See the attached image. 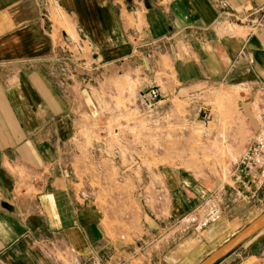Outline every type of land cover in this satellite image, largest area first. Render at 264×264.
Here are the masks:
<instances>
[{
  "label": "crops",
  "instance_id": "1",
  "mask_svg": "<svg viewBox=\"0 0 264 264\" xmlns=\"http://www.w3.org/2000/svg\"><path fill=\"white\" fill-rule=\"evenodd\" d=\"M46 1L0 0V264H65L72 257L81 264L200 263L243 209L262 202L261 170L251 174L258 184L231 181L219 191L230 203L202 230L206 236L171 238L203 213V200L179 176L124 163L119 147L110 150L108 89L119 80L136 81L137 93L154 87L155 70L132 63L157 56L174 61L161 98L226 83L249 91L242 105L251 109L264 90V29L247 23L264 11V0H54L72 21L83 57L103 63L96 68L103 85L73 75L58 85L59 48L74 59L75 46L65 49L57 29H47ZM48 14L72 31L66 17L52 8ZM105 154L119 161L100 163ZM242 248L217 264H264V249Z\"/></svg>",
  "mask_w": 264,
  "mask_h": 264
},
{
  "label": "rangeland",
  "instance_id": "2",
  "mask_svg": "<svg viewBox=\"0 0 264 264\" xmlns=\"http://www.w3.org/2000/svg\"><path fill=\"white\" fill-rule=\"evenodd\" d=\"M46 3L47 5L50 4V7L45 5L43 10L47 29H57L60 39H63L66 44L63 46L65 49L66 46L72 49L75 46L74 59L66 58L67 50L61 52V48H59L60 56L63 57L57 68V73H59L58 85L71 80L68 79V76L71 75H73L74 81L78 83L88 82V78L91 76L96 80L92 83L100 82L103 85L102 79H96L101 70L96 68L103 63L98 59L83 57V50L81 51L77 45L78 39L70 18L63 13L54 0H47ZM124 4L129 6L127 0H124ZM51 8L57 13L59 19L62 20L63 17H66L64 21L67 20L72 31H69L65 26L52 23L53 21L51 22L50 19L47 20L50 18L48 13ZM233 27L238 28L236 25ZM247 29L251 28L247 27ZM80 46L82 45L80 44ZM84 52L89 53L86 46ZM173 63V59H158L157 56L133 59L132 64L135 66L142 65L150 73L151 70H155L154 86L157 85L160 97L150 115L144 114L139 106L140 93L136 91L138 86L136 81L119 80L112 82V86L108 89L114 110L109 111L112 115L111 122L107 125L111 135L109 146L111 147L110 150L115 147L122 150V162L137 161L147 168H164L171 177L177 175L183 179L187 188L192 193L199 195L203 200L201 204L203 213L196 217L199 219L190 217L186 220L183 228L172 231L171 234V238H178L184 234H194L191 236L198 238L201 235L206 236L202 230L206 229L209 222L212 221L211 217H217L223 212V208L230 203L228 196L222 195L219 191L226 192L229 189L228 184L231 183L234 163L245 149L254 142L259 126L264 120V90L250 100L251 109L246 108V110L242 104L245 94L249 91L226 83L217 84L214 82L208 88L188 96L180 97L174 93L169 97L161 98V94L165 93L168 88L165 81L169 78L168 73L172 71ZM85 67L87 69L91 67V71L87 72ZM105 108L106 105L103 110H106ZM202 111L209 112L211 117L203 120ZM245 114L249 116L247 117L248 121L243 117ZM115 130L116 132L118 130V133L114 134ZM98 160L100 163H105L108 160L119 161L118 157H113L111 154L102 155ZM156 182L162 187L164 186V181L159 175L156 176ZM257 195L261 197L262 202H255V207H251L250 210L243 209L244 211L240 212L242 214L241 221L235 226V229L212 242L211 248L207 249L208 253L222 246L231 239L233 234L243 229L264 212V180ZM133 206V202L124 205L123 214L131 210ZM245 244L248 245L247 250L251 253H258L263 250L264 229ZM245 244L239 246L235 253L241 255L242 247ZM70 263L69 261L65 264Z\"/></svg>",
  "mask_w": 264,
  "mask_h": 264
},
{
  "label": "built area",
  "instance_id": "3",
  "mask_svg": "<svg viewBox=\"0 0 264 264\" xmlns=\"http://www.w3.org/2000/svg\"><path fill=\"white\" fill-rule=\"evenodd\" d=\"M163 0H159V2H162ZM165 1V0H164ZM217 6L222 9L226 10L228 9V6L224 2H219ZM256 14L259 13V17L250 20L249 23H247L248 26H250L253 29L262 28L264 29V21H263V14L264 11H257ZM160 97L159 90L156 86L150 87L147 90H144L140 92L138 102L141 110L144 114L150 115L153 113L157 103L158 99ZM211 117V114L206 111H202V119H209ZM264 120L262 124L259 126L257 135L254 138V142L249 145L245 151L240 155V157L237 159V161L234 163L233 172L231 175V181L235 185H241L243 188H246V180L248 178H252L251 174L255 170H261L260 176L264 180ZM252 183L258 184V180L252 178ZM255 181V182H254ZM262 184V183H261ZM216 218V217H214ZM211 217V219H214ZM205 224V222H203ZM70 264H81L80 260L77 257L71 258ZM91 264H105L102 263L100 260H91ZM123 264V263H119Z\"/></svg>",
  "mask_w": 264,
  "mask_h": 264
},
{
  "label": "water",
  "instance_id": "4",
  "mask_svg": "<svg viewBox=\"0 0 264 264\" xmlns=\"http://www.w3.org/2000/svg\"><path fill=\"white\" fill-rule=\"evenodd\" d=\"M264 229V212L198 264H216Z\"/></svg>",
  "mask_w": 264,
  "mask_h": 264
},
{
  "label": "trees",
  "instance_id": "5",
  "mask_svg": "<svg viewBox=\"0 0 264 264\" xmlns=\"http://www.w3.org/2000/svg\"><path fill=\"white\" fill-rule=\"evenodd\" d=\"M217 263H218V262H217ZM217 263H216V264H217Z\"/></svg>",
  "mask_w": 264,
  "mask_h": 264
}]
</instances>
